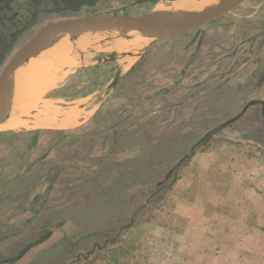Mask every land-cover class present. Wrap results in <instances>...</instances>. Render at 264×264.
I'll list each match as a JSON object with an SVG mask.
<instances>
[{"label":"rangeland","instance_id":"rangeland-1","mask_svg":"<svg viewBox=\"0 0 264 264\" xmlns=\"http://www.w3.org/2000/svg\"><path fill=\"white\" fill-rule=\"evenodd\" d=\"M159 4L172 2L0 0V50L9 45L0 72L48 24L94 15H146ZM117 35H101V42L92 44L112 47ZM137 37L124 34L123 42ZM53 42H58L55 53H44L40 61L54 60L65 43L71 45V62L50 71L28 66L27 103L47 74L56 86L16 113L24 128L0 131V264L43 238L15 264H264L262 107L249 108L191 150L248 102H264V0H248L148 54L111 93L106 83L79 81L84 74L76 73L74 59L88 48L59 37L49 48ZM192 52V66L180 76V65ZM124 59L126 66L134 62ZM78 97L85 98L74 102ZM98 104V114L78 129L69 127L75 120L62 127L60 119L73 107ZM50 118L54 125L37 127ZM58 127L63 131H50ZM237 146L242 147L237 154L224 149ZM197 153L217 160L213 179L221 193L215 201L237 206L233 216L245 224L235 231L223 228L219 242H214L220 238L211 226V201L209 211L195 209L202 193L194 183L196 171L188 166ZM220 211L219 217L226 215L224 208ZM239 230L244 255L236 257L228 236Z\"/></svg>","mask_w":264,"mask_h":264},{"label":"water","instance_id":"water-1","mask_svg":"<svg viewBox=\"0 0 264 264\" xmlns=\"http://www.w3.org/2000/svg\"><path fill=\"white\" fill-rule=\"evenodd\" d=\"M178 2L181 0H168ZM248 0H218L216 4L200 11L188 12H166L163 14L148 13L139 16L125 15H94L84 18L68 19L48 24L39 29L33 37L17 49L6 62L0 72V125L9 118H14L18 109L22 106V97L27 84H30L32 74L26 76V68L31 59H36L49 48L55 37L68 38L78 47H91V42H101V35L117 33L115 40L123 39L124 34L135 33L138 37L151 40L147 45L136 51L123 52L129 57H138L142 52L161 46L169 40L184 33L201 28L208 23L216 21L231 12H234ZM98 35V37H93ZM106 38H110L106 36ZM103 39V38H102ZM107 40V39H106ZM91 41V42H90ZM114 51L118 52L116 49ZM34 76V73H33ZM262 107L264 119V103L261 101H250L233 118L219 124L197 141L192 147L206 142L211 136L235 123L252 106ZM182 160H180L181 162ZM179 162V163H180ZM46 240L43 238L33 242L22 249L16 257L9 260L7 264L18 262L31 248Z\"/></svg>","mask_w":264,"mask_h":264},{"label":"crops","instance_id":"crops-1","mask_svg":"<svg viewBox=\"0 0 264 264\" xmlns=\"http://www.w3.org/2000/svg\"><path fill=\"white\" fill-rule=\"evenodd\" d=\"M140 3V2H139ZM236 11V10H235ZM233 13V12H231ZM230 13V14H231ZM229 15V14H228ZM185 34V33H184ZM183 35V34H182ZM181 36V35H180ZM179 37V36H178ZM177 38V37H175ZM173 38V39H175ZM173 39L169 40L168 42L172 41ZM117 41H123V39H119ZM91 42V41H90ZM106 42V41H105ZM168 42L162 44L161 46L155 47L153 49L147 50L145 52H142L140 56L138 57H129L127 55H124L123 52H128L123 46V48H119L121 43L116 42L113 44L112 47L107 48V46H94L91 42V47L84 46L83 48L89 49L90 51H87L84 53V55L80 58L74 59V64L77 62L78 69L76 73H83L84 75L80 76L79 81L83 84L86 83H106L105 88H108L110 86L109 92L111 93L120 83V80L122 77L128 76L134 69L135 65L144 58L154 52L155 50L162 49L165 44ZM133 45V44H132ZM144 46V45H143ZM116 49L118 52L114 51ZM195 52V51H194ZM194 52L190 53L188 58L185 60V63L183 65H180V69L178 70V73L180 76L182 74L184 75L187 70H189L192 66V61L194 58ZM119 54L123 55L124 58L127 57L129 59L134 60V62L131 65H124V62L126 61L124 58H122V61L120 62L118 60ZM261 57H264L261 55ZM63 64H69L71 62V58H64L62 59ZM70 61V62H69ZM56 86V85H55ZM50 87V88H54ZM85 97H78L75 99L74 102L78 103L82 100H84ZM106 100V99H105ZM259 101V100H257ZM102 102V101H101ZM263 102V101H261ZM264 103V102H263ZM100 104L97 106H84V107H77L76 109L73 107L70 112L68 117H62L60 119L62 123V127L66 124H68L71 120H75V125L69 126L72 129H78L81 125L86 123V118H92L95 117L98 113ZM257 106V105H255ZM260 106V105H259ZM254 107V106H252ZM251 108V107H250ZM262 112V110H261ZM246 113V112H245ZM262 114V113H261ZM75 118V119H74ZM70 128V129H71ZM215 128V127H214ZM63 128H50V131H63ZM212 130V129H211ZM242 148L241 146L233 147V148H224L226 153L229 154H237L239 149ZM220 152L217 151V153ZM225 153V154H226ZM195 161V165H193ZM192 166V167H191ZM190 167L189 169L195 170L196 178H195V185L199 186L201 190V197H198L197 200L199 203L196 205L195 209L196 211H209L210 209L207 205L208 201H211V211H212V216L210 219L212 221L211 226H214L213 231H217L218 234H215V236L219 237L220 239H214V242H219L223 240L221 239L220 232L223 231V228H226V230L229 231H235V227H243L245 228L244 220L240 218L238 223L236 222V219L233 216V211H237L235 205H233L231 202H228L226 200L223 202L224 204H218L216 203L215 200H217L216 196H219L221 192L217 189L218 186H216V183L214 182V176L217 177L219 173V165L217 160L214 158H208L205 155L196 154L195 159L193 162L188 166ZM182 187H184V184H181ZM194 185V186H195ZM182 195L187 191L186 189L181 190ZM185 191V192H184ZM221 191V190H220ZM187 194V193H186ZM185 194V195H186ZM187 200V199H185ZM222 203V202H221ZM224 208V211L226 212V215L222 214L221 217H219L216 212H221ZM241 210V209H240ZM207 217V216H206ZM222 228V229H221ZM228 228V229H227ZM245 230V229H244ZM244 235V232H240L238 235H234L232 237L231 235L228 236V241L233 242L235 244L236 248V253L235 256L239 257L244 255V253L240 252V248L238 245L241 244L245 240L242 239V236ZM222 237H225L224 235Z\"/></svg>","mask_w":264,"mask_h":264},{"label":"bare ground","instance_id":"bare-ground-1","mask_svg":"<svg viewBox=\"0 0 264 264\" xmlns=\"http://www.w3.org/2000/svg\"><path fill=\"white\" fill-rule=\"evenodd\" d=\"M217 1L218 0H181V1H178V2H173L172 5H170V6H163V5L159 4V5H156L153 8L152 13L163 14V13H166V12L200 11V10H202L204 8H207L209 6H212V5L216 4ZM117 42L121 43L119 48H123V46H124V48L126 50H128V52H131V51L138 50L143 45H147L149 42H151V40H149L147 38H143V37L140 36V37L135 38L131 42H123V41H117ZM56 43H58V42H56ZM56 43L53 42L51 47L48 48V50L44 51L42 54H40L36 59H31L30 62H29L30 64L28 66H31L33 64L34 65L30 69H35V68H38L39 66H44V68L47 71H50L55 65H60V66L68 65V64H63L62 63V62H65V61H62V59L68 58V55H67L68 54V48H69L68 46H71L70 44H65V43H62L60 45V49L58 50L57 54H55L54 60H52L50 62L40 61L42 59V55L44 53L49 52V51H50L49 52L50 55L55 53L54 47L56 46ZM33 77L35 78V76H33ZM40 82H41L42 85H41V89L39 91H37L38 95L30 97V99L28 98L29 99L28 103H27V101H25L27 99V97H25V98H24V96L22 97V102L25 101L26 103H23L22 106L18 109L19 112L23 111V108H22L23 106L29 105L30 103H33L35 101L36 97L39 96L40 93L44 92V90L55 86L56 83H57V80L55 78H53V76H51L50 74H47L45 79L43 81H40ZM33 93H36V92L33 91ZM47 121H48L47 123L45 121L38 123L37 127H45V126L54 125V124H52V122L54 121L53 119L50 118V120H47ZM72 121H74V120H71V122ZM71 122H69L68 124L71 125L72 124ZM68 124H66V126H68ZM24 127H25V124L23 122H20V121L14 119V118H11V119L9 118L5 123L0 125V131H4V130H6V131L7 130H18V129L24 128Z\"/></svg>","mask_w":264,"mask_h":264},{"label":"flooded vegetation","instance_id":"flooded-vegetation-1","mask_svg":"<svg viewBox=\"0 0 264 264\" xmlns=\"http://www.w3.org/2000/svg\"><path fill=\"white\" fill-rule=\"evenodd\" d=\"M50 1H53V0H50ZM54 1H56V2H62V1H64V2H78L79 3V5H91V4H93L94 2H97V1H103V0H54Z\"/></svg>","mask_w":264,"mask_h":264},{"label":"trees","instance_id":"trees-1","mask_svg":"<svg viewBox=\"0 0 264 264\" xmlns=\"http://www.w3.org/2000/svg\"><path fill=\"white\" fill-rule=\"evenodd\" d=\"M8 49H9V45H6L4 47V49L0 50V59H1L2 55H4L8 51Z\"/></svg>","mask_w":264,"mask_h":264}]
</instances>
